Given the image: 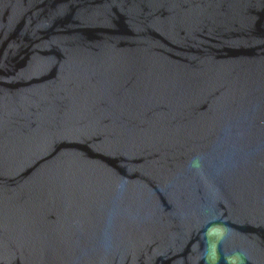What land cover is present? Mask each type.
<instances>
[{
  "label": "water",
  "instance_id": "obj_1",
  "mask_svg": "<svg viewBox=\"0 0 264 264\" xmlns=\"http://www.w3.org/2000/svg\"><path fill=\"white\" fill-rule=\"evenodd\" d=\"M0 264H264V0H0Z\"/></svg>",
  "mask_w": 264,
  "mask_h": 264
}]
</instances>
